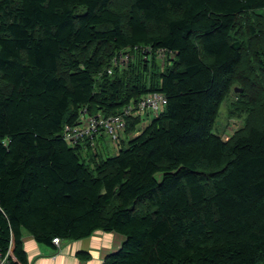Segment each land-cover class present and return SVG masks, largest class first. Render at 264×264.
<instances>
[{
  "label": "trees",
  "instance_id": "obj_1",
  "mask_svg": "<svg viewBox=\"0 0 264 264\" xmlns=\"http://www.w3.org/2000/svg\"><path fill=\"white\" fill-rule=\"evenodd\" d=\"M123 4L0 0V254L26 264L22 231H101L124 237L102 264H264V19L244 20L264 0ZM133 47L174 56L108 75ZM155 92L164 110L140 131L129 118L114 157L63 140L81 108L108 117ZM226 103L246 115L228 141L213 132Z\"/></svg>",
  "mask_w": 264,
  "mask_h": 264
},
{
  "label": "built area",
  "instance_id": "obj_2",
  "mask_svg": "<svg viewBox=\"0 0 264 264\" xmlns=\"http://www.w3.org/2000/svg\"><path fill=\"white\" fill-rule=\"evenodd\" d=\"M139 55L144 61H150L155 56L163 64L174 56L172 51L165 49L153 50L151 47L124 49L113 56L107 74L110 75L114 70H125ZM166 104L165 96L162 93L155 92L143 95L138 101H130L117 114L108 117L100 113L89 114L87 108L83 107L78 111L75 125L64 126L62 138L71 147L88 142L91 150L96 151L97 141L108 136L117 149L119 139L125 132L129 118H139L143 122L147 117L148 124L164 110ZM51 242L57 248L61 244L59 238H53ZM9 263L8 252L4 255L0 254V264Z\"/></svg>",
  "mask_w": 264,
  "mask_h": 264
},
{
  "label": "crops",
  "instance_id": "obj_3",
  "mask_svg": "<svg viewBox=\"0 0 264 264\" xmlns=\"http://www.w3.org/2000/svg\"><path fill=\"white\" fill-rule=\"evenodd\" d=\"M145 122H147V117ZM126 137L129 140L134 135ZM123 139H125L124 135L120 140ZM105 141L106 137L97 141L96 148L98 151L101 152ZM123 241L124 237L119 234L97 231L85 239L62 240L59 248H57L53 244L37 243L28 232L22 231L26 264H102L108 255L115 253L120 248ZM78 253H87L89 258L81 259L78 257Z\"/></svg>",
  "mask_w": 264,
  "mask_h": 264
},
{
  "label": "rangeland",
  "instance_id": "obj_4",
  "mask_svg": "<svg viewBox=\"0 0 264 264\" xmlns=\"http://www.w3.org/2000/svg\"><path fill=\"white\" fill-rule=\"evenodd\" d=\"M123 2L124 0H117L118 6L119 5L124 6ZM258 15H261V17L264 19V9H258V10H255L254 13L245 15L244 20H246L247 22H250V21L252 22L253 19L255 20L258 19L257 18ZM255 28L258 29L259 27L255 26ZM161 66H163V63H161ZM234 88H240V87L237 86ZM234 88H233V93L234 95H236V97L238 96V94H241L243 92V89L240 88L242 90L241 93H236L234 92ZM231 109L232 107H230V105L227 103L222 105L219 109V114H218V117L214 125L213 132H217L224 141H228L229 139H232L235 135H237L245 127V121H246L245 116L246 115H243L237 118L236 113L238 110L236 109L232 111ZM144 125H147V122H145V119L143 122L140 121V125L138 129L141 130L142 128L145 127ZM122 136L120 137V139L122 138ZM120 139H119V142L121 141ZM101 154L104 158H111L117 154V149L114 147L113 143L111 142V139L108 136H106V141L104 142V146L101 149ZM156 178L157 180H159L160 175H158Z\"/></svg>",
  "mask_w": 264,
  "mask_h": 264
},
{
  "label": "water",
  "instance_id": "obj_5",
  "mask_svg": "<svg viewBox=\"0 0 264 264\" xmlns=\"http://www.w3.org/2000/svg\"><path fill=\"white\" fill-rule=\"evenodd\" d=\"M241 89L240 88H234V92H236V93H241Z\"/></svg>",
  "mask_w": 264,
  "mask_h": 264
}]
</instances>
